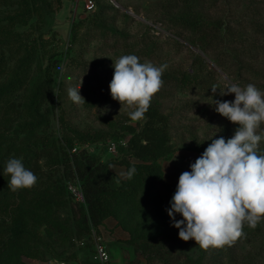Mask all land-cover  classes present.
<instances>
[{
  "label": "rangeland",
  "instance_id": "374dc122",
  "mask_svg": "<svg viewBox=\"0 0 264 264\" xmlns=\"http://www.w3.org/2000/svg\"><path fill=\"white\" fill-rule=\"evenodd\" d=\"M21 1L0 0V83L7 81L21 57L31 50L33 56L26 76L27 86L19 91L14 101H24L33 83L52 74L46 105L54 106L48 128L53 137H59L64 131L73 136L74 130L83 135H102L104 139L93 142L81 143L75 139L76 145L112 163L124 155L119 150L109 153L105 149L110 135L128 139L131 134L126 126L138 130L146 120L132 121L129 113L134 107L121 106L110 94L113 61L130 54L139 57L141 63L168 66L161 77L163 85L152 97L150 105L167 115L174 151L193 149L200 143L208 146L211 138L222 136L227 140L234 135L238 125L216 112L214 105V100L235 99L234 94L221 95L229 84H235L232 79L239 70L231 61L233 50L230 46L219 45L212 55H202L203 62H200L195 47L180 39L179 43L175 41L174 33L180 28L169 18L161 20V8L167 0H117L121 7L102 10L97 0H92V9L86 8V0H39L38 11L28 16L26 22L12 23L9 16L20 9ZM99 2L112 3L111 0ZM196 6L210 19L222 22V35L227 42L264 41V32L256 28L257 25L264 28V0H196ZM245 50V54L256 58L257 65L264 70V52L252 50L249 53L247 44ZM215 59L224 63L226 72L213 65ZM185 72L196 75V79L179 83L178 77ZM81 81L80 94L85 103L76 104L69 98L67 89L78 87ZM89 86L92 93L87 91ZM15 115L0 104V140L4 148L12 142L18 144L26 137L20 126L23 118ZM258 131L264 133V124ZM258 150L261 151L258 154L264 155V138L259 142ZM39 163L44 172L37 175L34 186H44L55 169V165L51 168L45 158L39 159ZM74 181L66 182L67 189ZM160 190L168 200L165 189L161 187ZM73 200L77 201L74 196ZM61 215L66 216L68 212L62 210ZM38 232L41 238L48 239L50 246H43L44 259L24 258L26 264L49 263L50 259L59 257L83 262L88 253L83 248V241L49 239L43 226L38 227ZM94 234L107 246L110 257L107 264H225L213 258L215 247L202 249L194 240L180 239L174 244L160 241L149 248L136 249L126 241L124 230L108 222L99 231L94 230L86 236L85 242L91 244V248ZM238 253L248 254L256 264H264V236L242 240L238 244Z\"/></svg>",
  "mask_w": 264,
  "mask_h": 264
},
{
  "label": "trees",
  "instance_id": "16d2710c",
  "mask_svg": "<svg viewBox=\"0 0 264 264\" xmlns=\"http://www.w3.org/2000/svg\"><path fill=\"white\" fill-rule=\"evenodd\" d=\"M38 2L39 0H22L20 9L11 14L9 19L12 23L26 22L28 16L38 11ZM97 4L100 10L106 7L115 9L116 6L113 2L105 5L99 0ZM166 18L180 28L179 32L174 33L177 38L175 41L179 43L180 39L190 47L197 48L196 58L200 62H203L202 55H212L219 45L225 48L230 46L233 50L231 61L239 67L232 81L241 87L251 83L264 91V70L257 65L256 58L245 54L246 44L249 53L252 50L264 52V41L227 42L222 35V22L210 19L198 9L196 0L165 1L161 8V20ZM256 28L257 31L259 28L264 32L261 26L257 25ZM32 56L31 50L23 55L11 70L7 81L0 83V104L3 103L11 113L23 118L20 126L21 132L26 136L20 143L12 142L6 148L0 140V264H26L24 258L44 259L43 246L50 245L48 239L39 235L40 226H43L49 239L53 237L61 241H83V248L88 253L81 264H98L92 260L94 247L91 248L85 238L94 230L99 231L108 222H113L124 230L127 233L126 241L136 249L149 248L160 241L170 244L179 242V229L172 226L173 220L167 213L177 183L164 180L159 163L160 159L174 152L170 143L167 115L149 105L145 113L146 120L140 129L126 126L131 134L128 139L114 134L108 139L116 142L124 140L125 144L117 147V152L119 150L124 155L116 163L103 161L76 145V141H99L104 139L102 135H83L74 130L73 136L64 131L59 137H53L48 132L54 108L46 105L52 74L33 83L26 92L24 101H14V97L26 89V76ZM212 63L226 72L222 61L215 59ZM196 77L191 72H185L177 81L185 84ZM87 91L92 93L90 86ZM257 132L260 134V131ZM207 147L200 143L193 149L202 155ZM73 148L76 150L73 151ZM12 154L16 156L14 158H22L25 168L36 176L44 172L39 163L41 158H45L50 167L55 165L54 173L44 186L12 191L8 188L10 177L3 175L7 160L13 158ZM132 167L135 168V173L131 179L121 175ZM69 180H75L74 184L81 188L83 202L73 200L74 195L67 189L66 182ZM161 187L165 189L168 200L161 194ZM62 210H66L68 215L62 216ZM175 219L180 220L182 216L176 214ZM243 232L245 235L232 244L215 248L213 258L216 262L256 264L248 254L243 256L238 253V244L251 237L264 236V217L255 228L244 222ZM58 259L68 260L66 257Z\"/></svg>",
  "mask_w": 264,
  "mask_h": 264
},
{
  "label": "clouds",
  "instance_id": "9594fccd",
  "mask_svg": "<svg viewBox=\"0 0 264 264\" xmlns=\"http://www.w3.org/2000/svg\"><path fill=\"white\" fill-rule=\"evenodd\" d=\"M113 67L111 97L121 106L134 107L129 113L132 121L145 119L168 66L141 63L139 57L130 54L113 61ZM81 84L67 89L76 104L85 103ZM227 94H234V101L214 100L215 111L238 125L234 135L227 140L222 136L209 139L211 143L202 155L190 164L191 171L179 176L167 209L172 226L179 229V238L194 240L202 249L232 244L245 235L244 222L255 228L264 217V155L257 151L264 138V133L257 132L264 122V91L251 83L244 87L229 84L221 92ZM134 173L132 167L121 175L131 179ZM3 175L10 177L8 188L12 191L31 189L38 181L36 174L25 168L22 158L7 160ZM176 214L182 219L176 220Z\"/></svg>",
  "mask_w": 264,
  "mask_h": 264
},
{
  "label": "built area",
  "instance_id": "2783aa9c",
  "mask_svg": "<svg viewBox=\"0 0 264 264\" xmlns=\"http://www.w3.org/2000/svg\"><path fill=\"white\" fill-rule=\"evenodd\" d=\"M85 5L87 9H92L94 7V3L92 0H86ZM119 144H125V141L121 140L119 142H116L114 140H109L105 144V149L109 153H114L117 151V147ZM74 150H76V148H73V151ZM68 188L71 191V193L74 195L77 201L79 202L84 201V196H83V193L79 185L69 184ZM93 247H94V251L92 254V260L98 264H107L110 260L107 246L103 242L102 238L99 236H96L95 234H94V246ZM48 262L49 264L50 262H55V264H81L80 262H71L69 260H63V259H58V258H52Z\"/></svg>",
  "mask_w": 264,
  "mask_h": 264
},
{
  "label": "crops",
  "instance_id": "0c3cea01",
  "mask_svg": "<svg viewBox=\"0 0 264 264\" xmlns=\"http://www.w3.org/2000/svg\"><path fill=\"white\" fill-rule=\"evenodd\" d=\"M201 154L189 148H180L169 156L160 159L164 180L168 183H177L181 173L191 171L190 164L194 163ZM34 264H49L47 262H36Z\"/></svg>",
  "mask_w": 264,
  "mask_h": 264
},
{
  "label": "water",
  "instance_id": "95a60500",
  "mask_svg": "<svg viewBox=\"0 0 264 264\" xmlns=\"http://www.w3.org/2000/svg\"><path fill=\"white\" fill-rule=\"evenodd\" d=\"M117 7H121V5L116 1V0H111ZM123 8V7H122ZM123 9H125V8H123ZM197 51H198V49L197 48H195ZM208 59V58H207Z\"/></svg>",
  "mask_w": 264,
  "mask_h": 264
}]
</instances>
